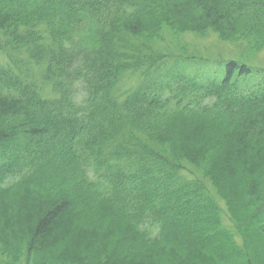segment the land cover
Wrapping results in <instances>:
<instances>
[{
	"label": "trees",
	"instance_id": "1",
	"mask_svg": "<svg viewBox=\"0 0 264 264\" xmlns=\"http://www.w3.org/2000/svg\"><path fill=\"white\" fill-rule=\"evenodd\" d=\"M0 51V264H264V0H0Z\"/></svg>",
	"mask_w": 264,
	"mask_h": 264
},
{
	"label": "rangeland",
	"instance_id": "2",
	"mask_svg": "<svg viewBox=\"0 0 264 264\" xmlns=\"http://www.w3.org/2000/svg\"><path fill=\"white\" fill-rule=\"evenodd\" d=\"M172 31H169L168 34H171ZM172 38V37H171ZM170 38H168L167 41H165V45L168 47H173V43L177 45V49H174V53L181 54V52H187V54H199L202 55L205 58L211 59V65L210 68L215 71L217 67L216 65H219L218 61L216 59H223L227 60L230 58H237L241 55V48L237 47V44L229 43L228 41H224L219 38V36L216 33H208L205 35H199V34H192V33H186L179 39V44L183 47H186V50H183L182 48H179L178 44L175 43L176 40L172 41L170 44ZM243 49V47H242ZM251 57V56H250ZM6 57L4 54L0 51V63H6L5 62ZM250 60V59H249ZM225 62H222L221 64H224ZM250 63L255 66H261L264 67V51L256 54L252 60H250ZM202 68V67H201ZM210 68H207L210 69ZM203 69V68H202ZM135 76L128 75L123 78V80L120 83V90L124 91L128 87H131L133 83H135ZM223 149H226V146L223 147ZM212 160L216 159V156L214 158H211ZM243 165L240 164L236 165V168L242 172ZM24 222H21L20 225H23ZM252 230V229H251ZM254 230V229H253ZM60 249H56L55 252H59ZM212 256L215 259L216 264H259L261 260H258L255 256H252V253L246 257H243V260L238 259V262H232L227 260L226 262H219L215 254L213 253ZM264 260V258H263ZM263 262V261H262ZM211 264V263H207Z\"/></svg>",
	"mask_w": 264,
	"mask_h": 264
}]
</instances>
